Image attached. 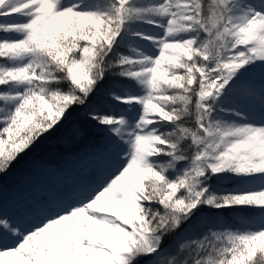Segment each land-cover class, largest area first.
Instances as JSON below:
<instances>
[{
  "label": "snow or ice",
  "instance_id": "1",
  "mask_svg": "<svg viewBox=\"0 0 264 264\" xmlns=\"http://www.w3.org/2000/svg\"><path fill=\"white\" fill-rule=\"evenodd\" d=\"M49 137L0 264H264V0H0V192Z\"/></svg>",
  "mask_w": 264,
  "mask_h": 264
},
{
  "label": "rangeland",
  "instance_id": "2",
  "mask_svg": "<svg viewBox=\"0 0 264 264\" xmlns=\"http://www.w3.org/2000/svg\"><path fill=\"white\" fill-rule=\"evenodd\" d=\"M42 145L44 146L32 154L26 163L20 166V168L17 167L10 171L8 176L4 178L3 190L0 192V197L5 199L7 196L20 192L25 186L36 185V182L40 179L42 180V176L40 175L42 171L47 172L65 167L67 160L63 159V157L66 155L67 149L59 145L54 138L46 141L44 144L42 143ZM34 164L42 166L33 167ZM29 169H31L30 172Z\"/></svg>",
  "mask_w": 264,
  "mask_h": 264
},
{
  "label": "bare ground",
  "instance_id": "3",
  "mask_svg": "<svg viewBox=\"0 0 264 264\" xmlns=\"http://www.w3.org/2000/svg\"><path fill=\"white\" fill-rule=\"evenodd\" d=\"M70 167L69 162L67 161L64 168ZM63 168V169H64ZM40 175L42 176V180L40 179L36 182V185L33 186H25L20 192L16 194H12L11 196H7L4 200L11 204L13 201L18 200L22 197H25L29 194L34 193L37 189L45 190L54 187L58 182L61 180L68 181L71 177H59L56 175L55 170L41 172Z\"/></svg>",
  "mask_w": 264,
  "mask_h": 264
},
{
  "label": "trees",
  "instance_id": "4",
  "mask_svg": "<svg viewBox=\"0 0 264 264\" xmlns=\"http://www.w3.org/2000/svg\"><path fill=\"white\" fill-rule=\"evenodd\" d=\"M54 137H49L47 140H42L40 143H38L32 150L33 151H31L26 157H22L20 160H18L14 165H13V167H12V169L10 170V171H12V170H14L15 168H20V166H22L24 163H26L27 162V160H28V158H30L31 157V155L32 154H34L35 152H37L38 151V149H40L42 146H44V145H42V143L44 144V143H46V141H48V140H50V139H53ZM55 139V138H54Z\"/></svg>",
  "mask_w": 264,
  "mask_h": 264
}]
</instances>
